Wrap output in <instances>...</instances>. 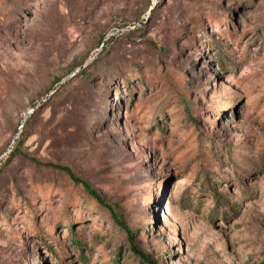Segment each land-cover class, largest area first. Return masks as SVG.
I'll use <instances>...</instances> for the list:
<instances>
[{
    "label": "rangeland",
    "instance_id": "374dc122",
    "mask_svg": "<svg viewBox=\"0 0 264 264\" xmlns=\"http://www.w3.org/2000/svg\"><path fill=\"white\" fill-rule=\"evenodd\" d=\"M48 163L154 264H264V0H0V264H146Z\"/></svg>",
    "mask_w": 264,
    "mask_h": 264
},
{
    "label": "trees",
    "instance_id": "16d2710c",
    "mask_svg": "<svg viewBox=\"0 0 264 264\" xmlns=\"http://www.w3.org/2000/svg\"><path fill=\"white\" fill-rule=\"evenodd\" d=\"M60 81L61 79H58L57 83ZM31 160H33L35 163L37 162L35 159ZM46 165L64 171L74 183L81 185L91 200H93L97 205H100L108 210L113 222L125 233L127 240L131 244L132 251L141 259V261L146 264H154V262L150 260V257L136 245L135 231L130 226L125 214L121 212L119 207L107 203L97 189L93 188L86 181L78 178L71 168L53 163H48ZM69 226L72 228L73 224L69 223ZM72 238L74 240H79L78 237L72 236Z\"/></svg>",
    "mask_w": 264,
    "mask_h": 264
},
{
    "label": "water",
    "instance_id": "95a60500",
    "mask_svg": "<svg viewBox=\"0 0 264 264\" xmlns=\"http://www.w3.org/2000/svg\"><path fill=\"white\" fill-rule=\"evenodd\" d=\"M74 74H76V71L73 72L71 75L73 76ZM61 84H62V81H60V83L57 85V87H55V88L53 89V92H52V93H54V92L57 90V88H58ZM52 93H50V94H52ZM34 109H35V107L32 108L27 114L32 113V112L34 111ZM22 127H23V125H21V126L19 127L18 134L22 131ZM14 141H16V139H15Z\"/></svg>",
    "mask_w": 264,
    "mask_h": 264
}]
</instances>
